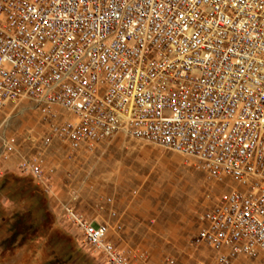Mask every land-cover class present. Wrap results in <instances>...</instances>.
<instances>
[{"label":"built area","instance_id":"built-area-1","mask_svg":"<svg viewBox=\"0 0 264 264\" xmlns=\"http://www.w3.org/2000/svg\"><path fill=\"white\" fill-rule=\"evenodd\" d=\"M22 101L43 152L123 133L228 179L195 240L215 264H264V0H0V109ZM16 166L44 180L36 158ZM63 213L107 264H133L108 223Z\"/></svg>","mask_w":264,"mask_h":264},{"label":"rangeland","instance_id":"rangeland-1","mask_svg":"<svg viewBox=\"0 0 264 264\" xmlns=\"http://www.w3.org/2000/svg\"><path fill=\"white\" fill-rule=\"evenodd\" d=\"M42 132L30 102L0 109V140L14 146L8 159L0 158V264H107L81 242L65 205L108 223V240L133 264H215L195 235L202 213L228 192V179L123 133L93 151L55 143L43 152ZM21 157L37 159L43 181L16 166Z\"/></svg>","mask_w":264,"mask_h":264}]
</instances>
